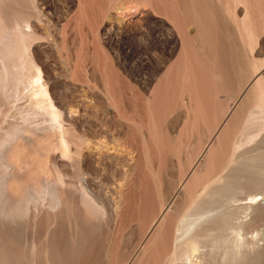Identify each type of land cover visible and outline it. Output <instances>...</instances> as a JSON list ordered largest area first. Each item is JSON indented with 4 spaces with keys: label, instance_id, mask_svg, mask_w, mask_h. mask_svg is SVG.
Wrapping results in <instances>:
<instances>
[{
    "label": "rangeland",
    "instance_id": "obj_1",
    "mask_svg": "<svg viewBox=\"0 0 264 264\" xmlns=\"http://www.w3.org/2000/svg\"><path fill=\"white\" fill-rule=\"evenodd\" d=\"M151 1L157 3L154 8L142 0H32L11 8L0 2V37L12 30L15 13L32 22L27 56L39 67L42 79L48 80L52 101L64 118L71 115L76 121L66 138L80 148L85 142L103 144L112 156L107 161L95 160L93 167L79 163L81 154L62 157L57 136L45 130L42 114L25 97L27 90L20 86L16 96L10 97L14 89L5 82L0 88V191L4 196L0 210L11 211L17 198L32 197L57 176L61 175L64 181L55 210L48 209L47 203L36 197L29 204L31 215L37 210L34 219L33 215L23 218L16 230L14 225L8 229L0 226V250L11 261L108 264L102 249L113 236L117 245L112 255L114 264L127 263L150 233L153 217L181 192L177 189L174 196L172 192L169 196L159 195L154 175L158 164L163 161L160 166L170 173V183L179 188L176 181L180 171L171 166V159L175 165L180 156L186 163L197 146L212 141L224 100L234 102L237 55L233 34L224 26L215 29L218 42L206 45L201 56L194 55L200 60L195 67L205 94L202 93L204 103L202 116L185 119L177 92L181 46L178 22L164 14L168 0ZM204 2L212 4L214 14H219L221 0ZM179 6L172 8L178 10ZM178 13L183 17L181 8ZM237 15H242L241 6L237 7ZM212 23L217 24L216 17ZM186 31L190 44H194V26L189 23ZM259 41L262 54L255 57L264 61V32ZM8 43L0 42V61L10 50L20 56L18 46L12 40ZM170 69L172 87L166 93L163 80ZM261 71L264 76V66ZM222 76L227 77V83L224 82V92H219ZM186 121L188 126L184 129ZM161 139L163 150L158 149L157 141ZM244 150L245 154L264 153V142L241 147L239 159ZM130 166H135L138 177L148 173L149 184L143 191V202L134 201L133 216L116 220L114 200L125 192L121 183ZM82 177L96 193L93 203L78 196ZM97 210L102 211V218H95Z\"/></svg>",
    "mask_w": 264,
    "mask_h": 264
},
{
    "label": "bare ground",
    "instance_id": "obj_2",
    "mask_svg": "<svg viewBox=\"0 0 264 264\" xmlns=\"http://www.w3.org/2000/svg\"><path fill=\"white\" fill-rule=\"evenodd\" d=\"M168 1L164 5V14L178 22L181 46L177 92L186 112L185 119L202 116L201 105L204 99L195 64L200 61L197 57L204 54L206 45L210 47L213 46L214 40L218 42L214 35L215 29H222L224 26L233 34L237 55L233 78L235 100L233 105L230 101L224 100L219 115L220 123L214 124L212 141L203 144L204 147L197 146L186 163H183L180 156L176 157L175 165L173 158L171 159V166L173 168L177 166L180 171L176 181L179 188L170 183V173L160 166L163 161L158 164L154 175L159 195L169 196L172 192L174 196L177 189L181 192L179 191V196L171 205L167 204L165 210L162 209L153 217L149 227L150 233L141 248L132 257L129 256L125 264H264V153L245 154L244 150L240 159L238 154L239 149L248 143L264 142V76L260 75L264 61L255 57L262 54L259 37L264 32V0H221L222 13L219 10V14H214V6L204 4V0ZM0 2H5L11 8L16 4L31 3L32 0ZM142 3L153 8L157 4L151 0H142ZM175 4H180L178 10L172 8ZM238 6L242 8L241 16L237 15ZM180 8L184 13L183 17L179 16ZM215 17L216 25L212 23ZM29 21L15 13L12 30L0 37V42L4 45L12 40L20 53V56L16 57L12 54L13 50H10L9 55L1 57L0 88L8 81L14 89L10 97L16 96L20 86L27 90L24 91L27 96H24L28 97L33 108L42 114L43 123L46 124L45 130L57 136V149L62 157L69 158L81 154L83 158L79 163L89 167H93L95 160L107 161L112 156L110 150L108 151L103 144L98 143L96 146L85 142L80 148L77 144L72 146L66 138L68 129L76 125V121L74 122L71 115L64 118L63 113L52 101L48 80L42 79L39 67L27 56L28 40L32 31V22ZM189 23L194 26L196 39L194 44H190L186 31ZM17 27H20V30L17 31ZM25 27L29 28V32L24 30ZM192 47L196 50L195 54ZM210 61L215 63L216 60ZM172 76L173 71L170 69L166 72V77H163L166 93L172 87ZM226 78L222 76L223 83L219 87V92H224ZM213 119H216V116ZM183 126L186 129L187 121ZM157 143L158 149L163 150L164 141L161 139ZM130 169V172L124 173L121 183L125 192L119 193L117 200L113 199L116 220L133 216L134 201L139 204L143 202L145 198L143 191L149 184L148 173H143L141 178L135 174V166H130ZM60 176L53 182L40 185L32 197L17 198L11 211L0 210V226L8 229L14 225L12 228L16 230L21 220L31 215L29 204L36 197L39 201L46 202L48 209L55 210L59 202L58 191L64 189V181ZM80 185L79 198L93 203L96 193L90 187L89 181L82 177ZM1 191L0 202H3L4 196ZM163 205L164 202L160 207ZM36 214L37 210L34 209L33 219ZM94 216L102 218V211L97 210ZM103 249L105 260L109 262L108 264H114L116 259L112 258V255L116 253L117 245L113 236ZM0 264L20 263L6 258L0 250Z\"/></svg>",
    "mask_w": 264,
    "mask_h": 264
}]
</instances>
